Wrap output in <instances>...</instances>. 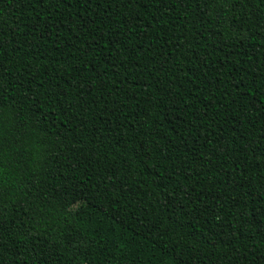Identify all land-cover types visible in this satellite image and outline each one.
<instances>
[{"label":"trees","instance_id":"obj_1","mask_svg":"<svg viewBox=\"0 0 264 264\" xmlns=\"http://www.w3.org/2000/svg\"><path fill=\"white\" fill-rule=\"evenodd\" d=\"M0 264H264V0H0Z\"/></svg>","mask_w":264,"mask_h":264}]
</instances>
